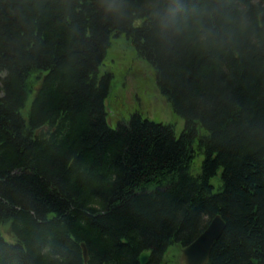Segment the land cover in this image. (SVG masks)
I'll list each match as a JSON object with an SVG mask.
<instances>
[{
    "label": "trees",
    "instance_id": "trees-1",
    "mask_svg": "<svg viewBox=\"0 0 264 264\" xmlns=\"http://www.w3.org/2000/svg\"><path fill=\"white\" fill-rule=\"evenodd\" d=\"M118 37L179 132L109 124ZM216 214L206 264H264V0H0V264H163Z\"/></svg>",
    "mask_w": 264,
    "mask_h": 264
},
{
    "label": "rangeland",
    "instance_id": "rangeland-1",
    "mask_svg": "<svg viewBox=\"0 0 264 264\" xmlns=\"http://www.w3.org/2000/svg\"><path fill=\"white\" fill-rule=\"evenodd\" d=\"M101 68L114 75L106 99L110 125L115 126L137 112L150 120L173 123L177 132L182 129L183 120L173 114L167 100L160 94L152 68L136 56L135 50L123 38L112 39ZM180 254L179 247L171 246L163 264H181Z\"/></svg>",
    "mask_w": 264,
    "mask_h": 264
},
{
    "label": "water",
    "instance_id": "water-1",
    "mask_svg": "<svg viewBox=\"0 0 264 264\" xmlns=\"http://www.w3.org/2000/svg\"><path fill=\"white\" fill-rule=\"evenodd\" d=\"M225 227V221L220 214L214 215L206 228L189 244L180 248L181 264H206L213 244L221 235ZM83 258H88L85 243H81ZM150 250H144L139 254L140 264H145L150 255Z\"/></svg>",
    "mask_w": 264,
    "mask_h": 264
}]
</instances>
